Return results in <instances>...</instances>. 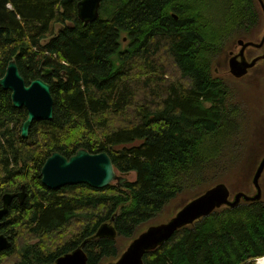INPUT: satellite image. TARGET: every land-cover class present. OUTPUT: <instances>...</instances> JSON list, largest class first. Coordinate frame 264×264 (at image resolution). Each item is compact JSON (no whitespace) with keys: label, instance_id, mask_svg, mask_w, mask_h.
I'll use <instances>...</instances> for the list:
<instances>
[{"label":"trees","instance_id":"trees-1","mask_svg":"<svg viewBox=\"0 0 264 264\" xmlns=\"http://www.w3.org/2000/svg\"><path fill=\"white\" fill-rule=\"evenodd\" d=\"M79 1L0 0V78L13 59L27 84L42 77V64L55 68L54 76L43 77L51 85L53 118L35 121L25 138L27 110L14 107L11 91L0 86V206L6 192L22 185L27 192L2 220L0 232L12 245L0 252V264L14 257L13 264H53L85 240L88 264L114 261L122 253L117 237L132 240L179 197L177 210L228 183L233 173L231 191L255 192L264 128L254 129L250 109L245 132L247 99L234 101L216 67L231 41L261 39L259 1L104 0L100 17L86 26L78 17ZM257 50L249 47V58ZM162 54L173 60L179 81L166 80ZM260 70L257 63L244 77L251 83L249 101ZM82 148L107 152L116 170L135 172L136 179L104 188L81 183L53 190L43 184L48 156L58 151L70 157ZM260 183L264 192V172ZM109 221L117 237L94 238ZM47 237L60 242L46 248ZM261 257L264 194L180 228L146 252L143 262L256 264Z\"/></svg>","mask_w":264,"mask_h":264},{"label":"water","instance_id":"water-1","mask_svg":"<svg viewBox=\"0 0 264 264\" xmlns=\"http://www.w3.org/2000/svg\"><path fill=\"white\" fill-rule=\"evenodd\" d=\"M103 1L80 0L77 3L78 17L85 26L100 17V8ZM258 1L264 13V0ZM263 46L264 33L259 41L238 39L237 47H240V51L238 53L231 52L230 54L228 62L230 73L236 78L249 74L251 68L256 66L262 59L264 60V53L249 60L245 57V50L249 47L260 49ZM40 71L42 77L36 78L27 84L16 60L13 59L9 62L4 76L0 78V86L11 91L13 106L16 108L24 107L27 110L28 116L21 129V135L24 138L28 136L35 121L51 120L53 118L54 99L51 85L43 78L51 74L53 69L42 64ZM263 172L264 156L261 158L252 178L255 192L252 194L245 191L232 192L228 185L223 182L215 184L202 194L189 200L168 221L151 225L146 230H142L130 241L118 259L106 264H144L145 253L166 243L180 228L195 223L223 206L236 207L242 200H261L263 190L260 180ZM41 176L43 184L53 190L81 183L94 188H104L114 181H117L118 186H123L128 181L127 176H121L117 173L112 158L107 152L91 153L83 148L70 157L54 151L45 160L41 169ZM26 196L25 185H22L19 192H6L3 195L2 205L0 206V226L14 199H18L20 203H23ZM95 237L115 239L117 231L112 221L103 223L95 233ZM87 241L85 240L75 250L58 257L53 264H88V254L84 248ZM11 245L10 238L0 232V252L10 248Z\"/></svg>","mask_w":264,"mask_h":264},{"label":"rangeland","instance_id":"rangeland-1","mask_svg":"<svg viewBox=\"0 0 264 264\" xmlns=\"http://www.w3.org/2000/svg\"><path fill=\"white\" fill-rule=\"evenodd\" d=\"M263 23H264V18L261 21V24H263ZM261 24H260V26H261ZM59 29H60V26H57L56 27V32H58ZM263 33H264V25L262 26L261 30L259 31L258 38L262 37ZM127 43H129V42L127 41V38L125 37L124 38V46H126ZM232 43L233 42L231 41L229 46H228V48L226 49V51H228V52H226L223 55V57L221 58L220 62L217 64L216 72L219 75H223L227 79V80H224V81H225V83L227 85V88L230 89L231 97H234V101L242 102V101H245L244 98L246 97L247 102L246 101L245 102L247 104V109H246L247 110V120H246V122H244V130L247 133V130L250 128V126L248 125L249 122H250V118H249L250 117V109H252L251 110V114L253 115V117H252V121L251 122H252V126L255 127L254 129L256 130L257 127H260V126H262L264 128V60L262 59L261 61L258 62L259 67L261 69L260 70L261 71V73H260L261 82L257 86V89H254L255 92H253V97L249 101V96L247 95L248 94V90L250 89V86H251V83H250L249 79L244 78L245 77L244 76V77L238 78V79H241V80H235V79L233 80L229 76V75H231V73L229 71V64H228L229 59H228V57L230 56L231 52L238 53L240 51V47H237V45H236L237 44V40H236L235 43H233V44ZM262 53H264V46L261 49H259V50H257L255 52V54H254L255 56L254 57H256L258 55H261ZM158 59H159V61H162L164 63V66L166 67L165 72H168V76H165L166 80L179 81L180 80L179 78H180L181 74H180L179 70L176 68V66H175L173 60L171 59V57H169V56L167 57L166 55L162 54L161 57H158ZM226 59H228L227 63H226ZM226 64H227V66H226ZM259 80H260V78H259ZM183 83L188 85L187 81H184ZM136 99H138V101H142L143 100L142 98H136ZM127 119H128V117H126L124 119H121V123L120 124H124ZM251 135L253 137H255L257 135V133H251ZM263 137H264V135H263ZM261 140L262 139H260V141ZM235 170H237V169H235ZM235 170H233V171H235ZM116 171L121 176L122 175L123 176H127L129 181H134L136 179L135 172H131L129 174H123L122 172H119L118 170H116ZM226 181H228L229 184L227 182H224V181H221V182H223L225 184H228V187H229V185L231 187V185H233L236 182L235 173L231 174L228 177V179H226ZM221 182H219V183H221ZM112 183L113 184H117V181H114ZM237 191H240V190H235V191L232 190V192H237ZM263 194H264V192H263ZM178 199H176V200H178ZM176 200L171 202L170 203L171 205L163 213H161L159 216H157L153 220L143 224V226L139 229V231H142V230L144 231L151 225H156V224H159V223H163V222H166L169 219H171L177 213V211L179 210V209L177 210V208L180 206V201L179 202H175ZM130 241H131V239L122 238V237H117V239H116V242H117L119 248L121 249V251L126 249L128 244L130 243ZM58 242H60V240L58 238H56V237H52V238L47 237L46 240H45V246H46V248L47 247L48 248H52ZM15 244H16V250H19L20 246H21L20 241L15 242ZM16 258L15 257L11 258V259L4 258V264H13L14 261L16 260ZM110 261L111 260H105L102 264H106V263H108ZM260 264H261V261H260Z\"/></svg>","mask_w":264,"mask_h":264},{"label":"flooded vegetation","instance_id":"flooded-vegetation-1","mask_svg":"<svg viewBox=\"0 0 264 264\" xmlns=\"http://www.w3.org/2000/svg\"><path fill=\"white\" fill-rule=\"evenodd\" d=\"M235 53V52H234ZM245 57L247 58V59H252V58H249V56H248V53H247V49L245 50ZM53 69V72H51V74H49V75H47V76H45V78H49V77H51V76H54L55 75V68H52ZM46 81V80H45ZM47 82V81H46Z\"/></svg>","mask_w":264,"mask_h":264},{"label":"bare ground","instance_id":"bare-ground-1","mask_svg":"<svg viewBox=\"0 0 264 264\" xmlns=\"http://www.w3.org/2000/svg\"><path fill=\"white\" fill-rule=\"evenodd\" d=\"M263 258V259H262ZM260 260H261V264H264V257H261L260 259H259V263H260Z\"/></svg>","mask_w":264,"mask_h":264},{"label":"built area","instance_id":"built-area-1","mask_svg":"<svg viewBox=\"0 0 264 264\" xmlns=\"http://www.w3.org/2000/svg\"><path fill=\"white\" fill-rule=\"evenodd\" d=\"M256 263H259V258L257 259Z\"/></svg>","mask_w":264,"mask_h":264}]
</instances>
